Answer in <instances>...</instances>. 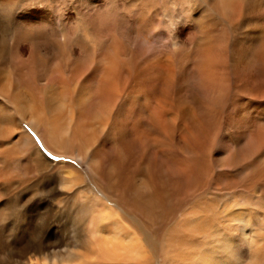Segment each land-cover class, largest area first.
<instances>
[{
	"label": "bare ground",
	"instance_id": "1",
	"mask_svg": "<svg viewBox=\"0 0 264 264\" xmlns=\"http://www.w3.org/2000/svg\"><path fill=\"white\" fill-rule=\"evenodd\" d=\"M150 1L140 19L164 14V64L151 54L148 35L135 40L132 51L111 42L95 54L80 52L85 60L72 63L67 40L34 21L41 10L17 15V24L19 0H0V184L15 190L30 181L25 177L62 168L33 142L40 132L54 153L81 163L60 170L64 183L59 175L50 179L43 194L52 198L53 215L57 197L70 192L87 198L94 189L110 205L85 229L56 224L45 240L36 230L24 231L23 242L14 245L11 234L0 233V264H154L158 258L161 264H264L263 149L230 153L227 144L225 155H217L191 138L182 143L181 164L165 165L164 173V142L172 145L176 134L165 131L164 117L176 122L171 98L186 73L197 75L193 99L205 96L213 106L226 98L231 82L246 95L263 79L264 0H164L156 10L159 1ZM55 73L61 83L48 78ZM258 93L255 100L264 99V91ZM186 129L191 136L198 132L191 122ZM204 192L232 201L219 206L204 200ZM171 200L176 203L168 206ZM9 216L0 212V222Z\"/></svg>",
	"mask_w": 264,
	"mask_h": 264
},
{
	"label": "rangeland",
	"instance_id": "2",
	"mask_svg": "<svg viewBox=\"0 0 264 264\" xmlns=\"http://www.w3.org/2000/svg\"><path fill=\"white\" fill-rule=\"evenodd\" d=\"M158 1L159 2L156 3V6H158L153 10H156L158 7L161 9L164 8V0ZM37 3L47 5L50 11L45 9L42 13L40 12V15H33L34 21L39 25L43 23L54 31L56 38H65L67 40L66 48L71 55L72 63H74L76 57H80V52L85 55L95 54L96 47L100 49L103 47L106 48L107 43L111 42L120 44V47L126 52L132 51V47L135 46L133 42L138 39L146 38L148 35L151 39L149 40L152 47L151 54L157 56L160 62L162 63L163 61L164 64V14L158 13L157 18L154 20L141 21L140 19L142 15L141 10L152 4L150 0H104V3H100V0H19L13 21L18 24L17 15L19 16L21 13H25L29 9L34 8L33 6ZM84 9L95 14L92 17H86L82 14V10ZM90 24H92L93 27H91ZM185 24H190V21L186 20ZM21 41L25 42V46L28 47V39L23 37ZM148 46L150 45L144 47L147 49ZM83 60L85 59L81 58V61ZM184 70L186 73V69ZM48 78L57 80L58 83H61L62 79L61 75L58 73L49 75ZM196 80L197 75L194 71L188 74L186 73L183 76L182 80L177 83V89L184 91L182 96L180 97L178 90L175 89L174 93L177 95L171 98L173 109L175 113L178 114L176 122H170L169 124L167 118L164 117L165 131H167V128H171V131L174 132V134L176 133L174 141L176 146L174 142L171 145L172 142L170 140H165L164 142V173L165 165L178 166L181 164L180 162L184 154L181 149V147H183L182 143L188 144L187 141L191 138L194 143L197 138L201 144H205L204 146L207 150L211 149V151L217 155H225L227 144L230 153L236 152L240 154L243 152L246 153V151L250 153L251 151L260 149L264 150V99H259L260 101L255 100L256 94L264 91V74L262 80H258L254 85L250 86V90L246 95L243 94V92L239 94V91L233 88L231 82L229 84L230 88L224 93V95L227 93L226 98L228 99L222 96L221 99L223 98V100L220 99V104L218 103L219 106L217 105L218 107L213 106L214 104H210L205 96H198L197 99H193L194 93L190 91L196 89ZM252 94L255 95L253 96ZM176 99H178V101H176ZM203 99H206L207 102L203 101ZM188 122L193 123L196 127L198 132L195 133V136H191L189 133L190 131L186 129ZM198 125H201V127ZM31 126L30 123H24V130L29 136L32 135L29 133ZM180 129H184V131ZM31 138L41 153L53 163L61 164L62 168L66 165H70L69 162L71 164L74 163L73 166L76 167L81 165L80 162L64 158L54 153L46 145L40 132H38L37 135H32ZM208 140H210V143ZM37 141H39V143H37ZM169 142L170 145H168ZM49 153L51 155H48ZM52 157H60V159H52ZM23 161L29 162V160L24 159V157ZM61 169H56L51 176L40 174V177L39 175L36 177H25L30 181H21V185L15 190H12L8 185H5L4 188V184H0V199L2 198L0 200V212H6V214L10 215L6 221L0 222V233L4 235L11 234L10 240L14 245H20V243L23 242L24 239L20 236H23L24 231H26L25 234H27L36 230V234L45 240L47 234L52 232L56 224L58 227L63 225L69 230H83L88 225V219L90 217L97 216L103 206L107 207L106 204H108V200L104 196L102 197L99 195L94 189L87 190V198H82L80 192H70L67 195L63 194L57 197L54 205L59 212L53 215L47 203L51 201L52 198L43 193H46L51 178L56 179L59 175L61 177L59 180L64 183L62 178L65 173L60 171ZM168 178L164 180L168 181ZM59 185L60 183L58 181V186ZM176 186H178V183ZM60 187L61 189L65 188L63 185ZM4 189L6 192L8 191L7 194ZM167 189H170V187L165 190ZM35 190H38V194L34 193ZM200 196L204 200L217 202L219 206H222L225 202L232 201L231 196L216 197L212 200L209 192L201 193ZM24 203L26 204L22 205ZM175 203L176 202H172V200L171 202L168 201V206H173ZM54 205L52 204L51 206L53 207ZM161 206L164 208V203H162ZM111 208L113 212H118L116 207L113 209V206H111ZM45 213L48 214L46 220H38V218ZM179 216V214L177 215L174 213L173 219H177ZM152 217L154 218V216ZM17 222L20 223V225H18ZM37 225L40 227L38 226L37 228ZM118 225L121 227V223H118ZM22 226L26 228L24 229ZM18 228H20V230H18ZM21 228L23 230H21ZM22 232L23 234L20 235ZM158 242L161 244L159 240ZM156 260L154 264L162 263L161 258ZM15 262V264H24L21 259H15Z\"/></svg>",
	"mask_w": 264,
	"mask_h": 264
},
{
	"label": "snow or ice",
	"instance_id": "3",
	"mask_svg": "<svg viewBox=\"0 0 264 264\" xmlns=\"http://www.w3.org/2000/svg\"><path fill=\"white\" fill-rule=\"evenodd\" d=\"M188 2L191 3V4H193V5H198L201 2V0H188ZM100 3H104V0H100ZM33 7L35 9H38V10H41V11H43L45 9H47V10L50 11V8H48L47 5H44V4H41V3H37ZM89 78H91V77H89ZM37 143H39V141H37ZM48 155H51V154L49 153ZM52 159H60V157H52Z\"/></svg>",
	"mask_w": 264,
	"mask_h": 264
}]
</instances>
